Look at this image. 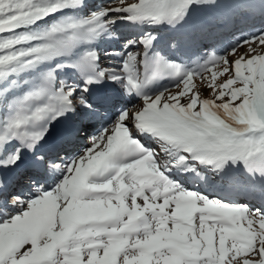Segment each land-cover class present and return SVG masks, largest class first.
<instances>
[{
	"label": "snow or ice",
	"instance_id": "6c2138e0",
	"mask_svg": "<svg viewBox=\"0 0 264 264\" xmlns=\"http://www.w3.org/2000/svg\"><path fill=\"white\" fill-rule=\"evenodd\" d=\"M255 15L0 0V264H264V31L213 43Z\"/></svg>",
	"mask_w": 264,
	"mask_h": 264
},
{
	"label": "bare ground",
	"instance_id": "6f19581e",
	"mask_svg": "<svg viewBox=\"0 0 264 264\" xmlns=\"http://www.w3.org/2000/svg\"><path fill=\"white\" fill-rule=\"evenodd\" d=\"M241 20H243V22L250 20L255 21L253 25L254 27H257V29H259V32L263 31L264 29V17L260 15H255L248 18H239V17L235 18L234 21L228 27L219 30V32L221 33H218L219 37L217 36V38L213 42L215 47L221 46V44L222 45L226 44L224 43L225 41V39H223L224 37L229 39V41H231L232 43H235L239 39L251 36V35L242 36L244 27L243 26L241 27V23H240ZM249 30L251 31V29Z\"/></svg>",
	"mask_w": 264,
	"mask_h": 264
},
{
	"label": "rangeland",
	"instance_id": "374dc122",
	"mask_svg": "<svg viewBox=\"0 0 264 264\" xmlns=\"http://www.w3.org/2000/svg\"><path fill=\"white\" fill-rule=\"evenodd\" d=\"M246 22H248V21H246ZM246 22H243V20L240 21L241 24H242V23H246ZM249 22H250V21H249ZM218 33H221V32H218ZM218 33H217V35H216V38H217V36L219 37ZM245 35H246V33L243 32L242 36H245ZM223 39H225L224 43H226V44H224V45L221 44V46H217V47H216L217 49L223 48V47L227 46L229 43H232L231 41H229V39H227V38H225V37H224ZM213 42H214V41H213ZM201 87H202V91H203V93H204L205 95H207V89L204 88L203 86H201Z\"/></svg>",
	"mask_w": 264,
	"mask_h": 264
}]
</instances>
